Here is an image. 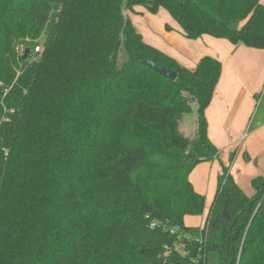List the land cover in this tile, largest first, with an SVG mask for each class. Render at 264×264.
Listing matches in <instances>:
<instances>
[{"label": "trees", "instance_id": "trees-1", "mask_svg": "<svg viewBox=\"0 0 264 264\" xmlns=\"http://www.w3.org/2000/svg\"><path fill=\"white\" fill-rule=\"evenodd\" d=\"M140 8L187 39L264 50L261 0H0V264H264V175L249 196L222 165L204 226L184 224L206 209L190 175L220 157L206 110L222 64L189 70L147 44Z\"/></svg>", "mask_w": 264, "mask_h": 264}, {"label": "crops", "instance_id": "crops-1", "mask_svg": "<svg viewBox=\"0 0 264 264\" xmlns=\"http://www.w3.org/2000/svg\"><path fill=\"white\" fill-rule=\"evenodd\" d=\"M261 3L264 5V0H261ZM163 10L161 9L157 15H152L140 8L130 15L133 24L137 25H135L136 29L141 31L143 39L144 34L148 36L149 45L156 44L158 47L156 49L172 57L189 70H194L200 60L206 56L215 58L222 64L221 78L211 104L206 110V118L208 137L218 149L220 148V151L223 147L225 156L222 154L221 157L220 154L219 160L200 164L190 175V178L193 174L198 176L194 184L191 179L190 182L195 191L203 195L206 193V183L203 181L206 178V168L203 166L210 165L211 169L213 168L215 175L213 178L216 177L217 183L222 165H226L222 160L227 157L226 153L230 149L235 151V157L230 158L231 165L235 166L239 163V165L245 164L247 167H253L254 161L256 163L258 160L260 166L264 165V114L250 127V137L244 138L247 133H245L247 121L252 116L253 103L255 104V99L259 98L260 89L264 87V50L232 45L226 40L211 36H203L197 40L187 39L180 25ZM136 14H142L140 21H134ZM160 18H163V21H160ZM166 26H169L171 30L167 31ZM152 32L161 35L163 40L156 41L151 38L149 33L152 34ZM260 104H257L256 108ZM236 135L237 138H235ZM223 142H225L224 145L221 144ZM246 143L249 147L247 146V150L244 151ZM248 179L252 182L254 178L249 177ZM248 179H235V181L240 188L250 185L248 191L252 192L251 182ZM208 211L209 207L205 209L202 216H186L185 226L202 228Z\"/></svg>", "mask_w": 264, "mask_h": 264}, {"label": "rangeland", "instance_id": "rangeland-1", "mask_svg": "<svg viewBox=\"0 0 264 264\" xmlns=\"http://www.w3.org/2000/svg\"><path fill=\"white\" fill-rule=\"evenodd\" d=\"M55 9V13H53V16H55L56 14V10L58 9V6L55 5L54 7ZM164 11V10H163ZM166 13H168L167 11H164ZM142 14H136L134 16V21H140L142 19ZM169 17H170V14L168 13ZM161 20L160 21H163V18H160ZM136 25V24H135ZM137 26V25H136ZM140 30H143L142 27H139ZM141 32V31H140ZM150 37L151 38H154L156 41H158L159 39L162 41L163 40V37L159 34H155L154 32H152V34H150ZM156 35V36H155ZM147 35L144 34V39L146 41L147 44H150V41L147 39ZM153 46L154 48H158L155 45H151ZM41 47V46H40ZM125 60V56L124 54L121 52L120 53V56H119V64H121V62H123ZM261 91L259 92L258 94V97L257 99H255V104L253 103V111H252V116L250 117V119H248L247 121V125H246V128H245V133L246 135L244 136V138L246 137H250V131H251V126L253 124H255L257 122V120L259 119V117L264 114V87L263 89L261 88L260 89ZM261 99H262V102H261ZM261 103V104H260ZM259 105L260 106L258 108H256V105ZM197 129H198V122H197V108L195 105H193V112L188 114V115H185L183 118H182V122H181V125H180V131L182 134H184L186 137L190 138V139H193L195 138L196 136V133H197ZM235 138H237V135L235 136ZM248 142V141H247ZM239 143V142H238ZM222 145L225 144V142L221 143ZM238 145V144H237ZM247 146L249 147L248 143H246V146H244V151L247 150ZM223 148V147H222ZM221 148V157H222V154L223 156H225V150H223ZM237 148V146L235 147ZM243 148V147H242ZM220 149V148H219ZM235 151H233L232 149L228 150L227 151V157L225 159L222 160L223 163H225L226 167L229 168L230 170V173L235 177V179H241V180H245V179H248L249 177H251L252 179L254 178H257L259 176H262L264 174V165L262 164L261 166L259 165L260 161L256 162L254 161V166L253 167H247L245 164L244 165H239V163L237 165H231L232 161H230V158L233 159L235 157ZM204 168H206V172H205V177L204 178V182L206 183L205 185V189H206V193L203 194V196L206 197V208L208 209V207L210 208L213 200H214V195L216 193V189H217V179L216 177L213 178V175H214V170L212 171L211 169V166L210 165H204L203 166ZM222 173V171H220V174ZM212 174V175H211ZM257 174V175H256ZM215 176V175H214ZM198 177L196 176V174H193L191 176V180H192V183L194 184V180L195 178ZM250 182H251V179H248ZM214 181V183H213ZM250 186V185H249ZM249 186H245L244 187H241V189L247 194V195H252L253 191H248L249 189ZM252 188V187H251ZM205 224V223H204ZM204 226V225H203ZM180 246V245H179ZM207 264H219V260H218V255L213 252V251H209L208 253V259H207Z\"/></svg>", "mask_w": 264, "mask_h": 264}, {"label": "water", "instance_id": "water-1", "mask_svg": "<svg viewBox=\"0 0 264 264\" xmlns=\"http://www.w3.org/2000/svg\"><path fill=\"white\" fill-rule=\"evenodd\" d=\"M29 54H30V50L29 49L25 50V54L23 55V58L27 59ZM144 63L147 66H149L151 69H153L155 72L163 75L164 77L170 79L171 81H176L177 74L174 71H172L171 69L165 68V67H160L151 61H145Z\"/></svg>", "mask_w": 264, "mask_h": 264}, {"label": "built area", "instance_id": "built-area-1", "mask_svg": "<svg viewBox=\"0 0 264 264\" xmlns=\"http://www.w3.org/2000/svg\"><path fill=\"white\" fill-rule=\"evenodd\" d=\"M40 49H41L40 45H36V47H35V49H34V53H39V52H40ZM156 225H159V223H158V222H154V223L152 224V226H156ZM171 233H176V230L171 229ZM180 238H181V236H180ZM184 255H185V253H184ZM191 264H201V262H200L199 259H193V260L191 261Z\"/></svg>", "mask_w": 264, "mask_h": 264}]
</instances>
